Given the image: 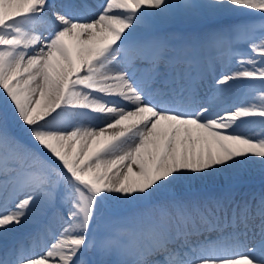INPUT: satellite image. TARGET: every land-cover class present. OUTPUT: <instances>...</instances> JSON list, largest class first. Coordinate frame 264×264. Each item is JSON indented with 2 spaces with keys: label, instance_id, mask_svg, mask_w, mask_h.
I'll return each mask as SVG.
<instances>
[{
  "label": "snow or ice",
  "instance_id": "snow-or-ice-1",
  "mask_svg": "<svg viewBox=\"0 0 264 264\" xmlns=\"http://www.w3.org/2000/svg\"><path fill=\"white\" fill-rule=\"evenodd\" d=\"M257 166L264 0H0V264H264V193H205Z\"/></svg>",
  "mask_w": 264,
  "mask_h": 264
},
{
  "label": "bare ground",
  "instance_id": "bare-ground-1",
  "mask_svg": "<svg viewBox=\"0 0 264 264\" xmlns=\"http://www.w3.org/2000/svg\"><path fill=\"white\" fill-rule=\"evenodd\" d=\"M87 2L90 5L94 6V10L97 12L100 11L101 5L103 4V0H88ZM52 3L59 5L60 3H62V0H52ZM176 20L179 22V24H181V25H179L180 33H183L185 30L186 31L189 30V28H190L189 25H185V24L190 22V21L183 20V19H176ZM175 26H177V25L164 23L160 27H161V30L165 33V31L172 30ZM45 34H47V33L45 32ZM181 40H187V38L184 37ZM247 83H248V81H238L235 83V87H233V89L227 95H225L223 97V103L225 104V106L235 102L238 98H242V94L245 91L244 85H246ZM86 126H87V124H86ZM251 172L261 175V173L258 170V166L256 167V169L251 170ZM218 177L222 178L224 180L232 178L228 173L220 172L219 174H217L215 176L214 180H210L208 185L205 186V193L206 194H209L213 189L218 190V189H223V187L227 188L228 189L227 191H231V190L237 191V189H239V188H236L237 185H233V186L228 185V184L227 185L224 184V186H222L220 184L217 185L215 179ZM245 183H246V185L252 184V182H244V184ZM254 184L264 186V179L258 178L257 182H254ZM256 189L262 190L264 188H257L256 187ZM231 196H233L236 200L246 199L245 197H238V196L235 197L234 195H231ZM38 227H39L38 224H36L34 222H28V223L22 224L20 226H17L15 231L10 232L6 237L0 236V253H3L7 249H12L13 247H16L19 244H28L30 242V237L37 231ZM49 242H50V240H49ZM37 250L39 251V249H37Z\"/></svg>",
  "mask_w": 264,
  "mask_h": 264
},
{
  "label": "rangeland",
  "instance_id": "rangeland-1",
  "mask_svg": "<svg viewBox=\"0 0 264 264\" xmlns=\"http://www.w3.org/2000/svg\"><path fill=\"white\" fill-rule=\"evenodd\" d=\"M235 19L236 21H241L244 19H248V17H243V16H235L233 18H231V20ZM226 21V22H230ZM232 23V22H231ZM166 24H174L177 25L175 26L172 30H167L165 31L166 34L169 35H174L175 37H177L178 39H183L184 37L187 39H194L198 36H200L204 31L201 30L203 27H205L202 23L197 22V21H190L188 23H186L185 25H189V30L188 31H184L183 33H180V28H179V22L177 20H172L169 22H166ZM240 51L245 54V55H252L251 50L249 48V46L247 44H242L240 45ZM16 133L22 138V139H27V133L20 129V128H16L15 129ZM258 178H262L264 179V175H260V174H256L253 173L251 171H245L243 172L240 177H236V178H230L227 180H224L222 178H216L215 181L217 183V185H222L224 186V184H228V185H237L236 188L237 191H227V188L223 189H213L209 194L207 195H212V196H218L221 195L222 193H225L227 191L228 194L230 195H234L235 197H245L246 199L251 198L253 196H259L261 193H264V189L262 190H257V188H264V186H260V185H255L254 182H257ZM210 181L205 182V186L208 185ZM244 182H252L251 185H246V183L244 184ZM243 183V184H242ZM234 189V188H233ZM86 258L90 261H93L95 259V254L93 252H88L86 253Z\"/></svg>",
  "mask_w": 264,
  "mask_h": 264
}]
</instances>
